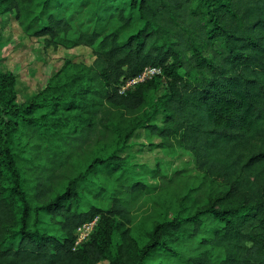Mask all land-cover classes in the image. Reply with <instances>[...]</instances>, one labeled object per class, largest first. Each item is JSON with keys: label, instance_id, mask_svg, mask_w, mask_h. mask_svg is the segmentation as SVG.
I'll return each instance as SVG.
<instances>
[{"label": "trees", "instance_id": "trees-1", "mask_svg": "<svg viewBox=\"0 0 264 264\" xmlns=\"http://www.w3.org/2000/svg\"><path fill=\"white\" fill-rule=\"evenodd\" d=\"M5 11L28 36L91 46L94 58L68 62L22 103L0 75V264H264V0H0ZM146 66L161 72L118 91ZM47 107L76 112L67 134L69 118ZM141 129L189 152L201 174L176 210L119 154ZM97 174L114 178L108 203L82 209ZM180 178L157 175V191ZM138 217L151 222L145 242Z\"/></svg>", "mask_w": 264, "mask_h": 264}, {"label": "rangeland", "instance_id": "rangeland-1", "mask_svg": "<svg viewBox=\"0 0 264 264\" xmlns=\"http://www.w3.org/2000/svg\"><path fill=\"white\" fill-rule=\"evenodd\" d=\"M92 6H94V2L91 4ZM92 51L93 48L91 46L65 47L60 44H45L42 37H32L24 33L16 22L13 12L5 11L0 14V75L12 76L19 103L28 100L34 94L43 90L51 78L68 62L89 65L94 58ZM163 87L164 85L154 92V99L160 96L163 92ZM47 112L51 120H58L66 116L69 118L71 122L65 126L67 134V130L71 129L75 122L72 119L76 112L65 110V108L53 112L49 107H47ZM157 143L158 139L156 137H150L143 129L137 130L129 137L125 149L120 151L119 154H128L130 163L135 168L134 172L138 173L150 185L153 201L161 202L160 205L165 203L169 211L176 210L185 190L195 184L192 180L189 181L188 177L200 178L201 174L195 166L193 156L189 152L178 148L174 150L159 149L156 146ZM84 158H75L72 169H82L83 164L81 163ZM154 169L156 171L153 172ZM157 169L167 177H171L176 171H181V178L177 182H180L182 187L180 189L177 188L176 191L178 192L172 191L171 188L162 192L157 191L159 183L157 175H161L157 172ZM86 179L84 184L86 189L82 193L81 208L87 209L90 205L105 208L108 203L109 193L113 188L114 178H107L103 174H97L94 176L89 175ZM184 180H188V185H183ZM237 201V198L231 196L218 204L234 205ZM145 208L137 215L141 214ZM141 218L138 217L139 221L137 220L132 234L139 241L145 242L147 233L151 228V222L149 220H140ZM42 220L41 227L48 231H55V226L49 224L46 216H42ZM97 264H109V261L105 259ZM164 264L177 263L165 261Z\"/></svg>", "mask_w": 264, "mask_h": 264}, {"label": "built area", "instance_id": "built-area-1", "mask_svg": "<svg viewBox=\"0 0 264 264\" xmlns=\"http://www.w3.org/2000/svg\"><path fill=\"white\" fill-rule=\"evenodd\" d=\"M161 69L156 66H146L142 69V71L135 77L125 79L119 85L118 91L120 93L125 92L127 89L131 88L135 83L139 81H144L155 74H159ZM97 221V216L91 220L85 221L80 224L75 230V240H74V247L82 243L84 240L88 238L90 233L92 232L95 223Z\"/></svg>", "mask_w": 264, "mask_h": 264}]
</instances>
